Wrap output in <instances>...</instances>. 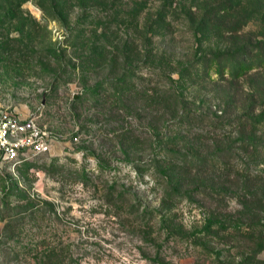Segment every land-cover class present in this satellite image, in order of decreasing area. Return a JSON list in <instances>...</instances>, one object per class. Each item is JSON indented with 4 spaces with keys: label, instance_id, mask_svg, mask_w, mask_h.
<instances>
[{
    "label": "rangeland",
    "instance_id": "374dc122",
    "mask_svg": "<svg viewBox=\"0 0 264 264\" xmlns=\"http://www.w3.org/2000/svg\"><path fill=\"white\" fill-rule=\"evenodd\" d=\"M38 1L0 4V106L56 140L0 163V264H264V23L202 32L180 0L160 25L137 0L75 24Z\"/></svg>",
    "mask_w": 264,
    "mask_h": 264
},
{
    "label": "trees",
    "instance_id": "16d2710c",
    "mask_svg": "<svg viewBox=\"0 0 264 264\" xmlns=\"http://www.w3.org/2000/svg\"><path fill=\"white\" fill-rule=\"evenodd\" d=\"M22 1V0H21ZM262 0H188L189 6H186L184 3L181 4V9H183L184 16L187 18L192 26L195 24L198 25V29L202 32L211 31L214 34H220L224 30L227 31H240L241 27L247 25L248 22H258L264 23V2ZM129 2L138 5L133 8L131 14H137L143 7L141 1L138 3L137 0H39L38 5L51 19L61 20V16L65 8L74 15V23L80 24L85 21L87 18H90L91 23L99 24L101 19L106 17H117L120 12H123L122 9ZM1 6H5L7 9L17 8L18 0H0ZM144 4V3H143ZM180 4V0H162L161 8L159 11V16L157 23L160 25H168L169 20L167 19L171 15V11L175 10L174 5ZM208 7H204V6ZM180 6V5H179ZM170 8V10H169ZM196 9V11L194 10ZM169 10V11H168ZM89 11L91 13H89ZM240 16L239 21L231 26H226L223 24L224 20L230 19L232 16ZM76 16V17H75ZM63 17V16H62ZM79 20V22H78ZM167 20V21H166ZM62 21V20H61ZM66 23V22H65ZM229 28V29H227ZM224 33V32H223ZM264 43L263 39H261ZM253 48V47H252ZM244 48L242 49V51ZM228 57V56H227ZM224 58L223 70L219 69L222 73L225 70L232 75V78H236L239 74H244L248 68L251 66L250 63H247L244 59H237L235 62L231 61L229 58ZM221 61L220 56L212 57L211 62ZM208 68V67H207ZM207 72V69H205ZM118 85H123L125 82H118ZM252 118L250 122L253 124H258V120ZM254 139L251 136V140ZM243 141V140H241ZM223 156V155H222ZM215 160V159H214ZM213 164V163H212ZM207 164L204 163L203 166ZM223 170H227V164L222 165ZM205 169V167H204ZM248 176L244 175V179ZM257 181V180H256ZM264 201V200H263ZM261 210L264 211V203L261 207Z\"/></svg>",
    "mask_w": 264,
    "mask_h": 264
},
{
    "label": "built area",
    "instance_id": "2783aa9c",
    "mask_svg": "<svg viewBox=\"0 0 264 264\" xmlns=\"http://www.w3.org/2000/svg\"><path fill=\"white\" fill-rule=\"evenodd\" d=\"M54 133L39 125L34 117H24L0 106V163L18 164L52 150Z\"/></svg>",
    "mask_w": 264,
    "mask_h": 264
}]
</instances>
